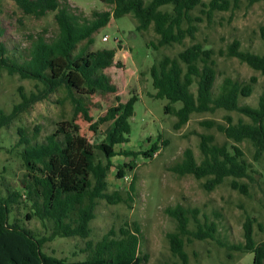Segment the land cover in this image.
I'll return each mask as SVG.
<instances>
[{
	"label": "trees",
	"instance_id": "obj_1",
	"mask_svg": "<svg viewBox=\"0 0 264 264\" xmlns=\"http://www.w3.org/2000/svg\"><path fill=\"white\" fill-rule=\"evenodd\" d=\"M15 1L27 14L40 17L54 11L59 32L50 40L43 34L32 39L27 50L29 53L21 54L23 57L19 59L9 54L1 39L4 30L0 28V78L5 70L11 75L37 80V86H42L30 95L20 88L22 102L15 105L11 115L0 110V126L8 123L19 109L42 101L59 90L64 92L62 100L72 103L73 114L57 122V128L45 142L31 144L22 133L19 142L26 145L22 157L28 171L27 178L23 192L8 188L7 197L0 198V264H143L148 259L146 255H140L141 225L137 221L126 222L119 230L111 228L97 241L90 238L91 223L100 199L116 204L127 203L133 198L134 182L127 194L121 190H108V172L114 166L112 157L118 154L131 157L130 162L118 166V175L124 177L126 169L134 170L133 158L141 153L116 149L117 144L129 141L130 119L135 114L138 100L136 94L127 101L117 95V104L110 106L97 120L90 113L92 96L119 89L106 71L113 65L122 67V62L116 61L117 47H94L97 32L112 18L132 14L138 21V31L153 26L158 34V41L149 43L155 56V62L148 69L155 89L151 95L170 101L165 109L177 116L176 128L187 124L194 112H215L221 108L237 111L249 121L240 118L234 122L228 115L226 123L214 119L203 123L217 127L234 142L251 141L255 147L254 160L264 158V92L256 106L241 102L242 97H249L254 92L258 82L256 75L245 82L225 77L216 90L217 60L213 47L194 42L176 54L158 55L161 47L182 44L187 37L195 39L199 22L203 21V17L194 13L196 9L211 18L217 11L230 9L239 0H102L110 9L94 10L91 17L75 13L66 0ZM255 1L260 0H251ZM260 36L264 44V24L260 27ZM221 54L237 57L264 74V51L245 50L239 39L231 42L225 51L221 50ZM194 84L197 85L196 92L192 89ZM175 102H182V106L175 109ZM79 115L91 123V129L114 122L110 140L98 144L106 155V162L98 160L93 150L79 148L80 127L76 122ZM200 136L202 161L198 162L194 150L188 147L183 159L170 169L180 175L207 178L204 185L209 190L231 178L233 189L248 194L249 182L240 179L254 180L253 164L245 157L244 149L236 144L232 149L226 143L218 144L211 133ZM158 140L149 150L143 151L146 156L153 157L161 145L168 143L167 140ZM23 200L30 207L25 220L18 217L12 220V207ZM165 210L177 223L176 229L167 234L170 249L179 259L175 264H190L187 244L195 239H216L218 224L202 221L198 210L180 204L168 206ZM33 218L40 220L48 233L41 234L25 224ZM259 226L263 229L261 224ZM75 236L85 240L82 252H86V258L83 260L69 261L44 250L48 241ZM244 236V242L233 244L231 248L252 252V264H264V240H256L254 218L250 216L244 222Z\"/></svg>",
	"mask_w": 264,
	"mask_h": 264
},
{
	"label": "rangeland",
	"instance_id": "obj_2",
	"mask_svg": "<svg viewBox=\"0 0 264 264\" xmlns=\"http://www.w3.org/2000/svg\"><path fill=\"white\" fill-rule=\"evenodd\" d=\"M66 2L75 13L86 17H91L94 10L110 9L102 0ZM194 13L203 17V21L199 22L195 39L187 37L182 44L161 47L158 55L176 54L194 42H202L213 47L217 60L216 90L225 77L245 82L256 75L258 82L255 84L254 92L249 97L241 98L242 103L256 106L259 96L264 92V74L237 57L221 54V50L225 51L231 42L239 39L245 50L258 53L264 51L260 36V27L264 24V0L255 2L239 0L230 9L217 11L211 18L200 9H196ZM137 23L132 14L112 18L96 34L95 48L117 47L118 60L121 58L124 60L122 53H130V56L125 66L113 65L107 68L106 71L119 89L117 92L92 96L90 113L97 120L110 106L117 104V95L122 101H127L136 94L138 100L135 103V114L130 119L129 141L117 144L116 149L135 150L141 153L133 158L134 170L126 169L124 177L118 175V166L130 162L131 157L121 154L112 157L114 166L108 172V190H121L123 194H127L134 182L135 189L131 190L133 198L127 203L116 204L100 199L96 217L91 223L90 238L97 241L111 228L119 230L126 222L137 221L141 225L140 255H146L148 258L143 264L164 262L175 264L179 259L170 249L167 234L176 229L177 223L165 209L180 204L198 210V217L202 221H214L218 224L216 239H195L187 244L190 264H252L254 260L252 252L237 250L231 248V245L245 241L244 222L248 216L254 218L256 240L258 242L264 240V158L254 160L255 147L251 141L234 142L217 127H209L203 123L204 120L210 119L226 123L228 115L232 116L234 122L240 118L249 121V118L237 111L221 108L215 112H194L187 124L176 128L177 116L174 113H167L165 109L170 101L151 95L155 89L148 69L155 62V56L149 43L157 42L158 34L153 26L145 31H138ZM0 28L4 30L1 39L6 44L9 54L19 59L23 57L21 54L29 53L27 50L32 39L43 34L50 40L59 32L54 11L40 17L27 14L15 0H0ZM105 35H109V41H104ZM37 83V80L22 78L19 74L11 75L4 70L0 78V110L7 115L13 114L15 105L23 100L20 88L26 95H30L33 91L37 92L39 87L42 88L41 85L38 87ZM192 89L196 92L197 85L194 84ZM63 95V90H59L42 101L19 109L8 123L0 126V198L7 197L8 188L21 192L24 190L23 183L28 171L22 157L26 145L19 142L23 137L22 133L31 144L45 142L47 136L57 128V122L72 116L73 105L70 100H62ZM173 106L179 109L182 102H175ZM76 122L80 127L79 148L93 150L98 160L106 162V155L98 144L110 140L114 122H106L97 129H91V123L82 115L76 118ZM202 133L213 134L216 143H226L230 149L233 144L244 149L245 157L253 164L254 180L240 179L249 182L248 194L233 189L230 186L231 178L209 190L204 185L207 178H197L193 174L180 175L170 169L183 159L184 151L188 147L194 150L198 162L202 161L203 154L200 148ZM159 136L161 137L159 140H167L168 143L161 145L153 157L146 156L143 151L149 150ZM24 200L12 207L10 215L12 220L16 217L25 220L30 207ZM25 224L39 230L41 234L48 233L37 218L26 221ZM191 226L193 227V224ZM84 247L85 240L81 237H57L48 241L44 250L74 261L86 258V252H82Z\"/></svg>",
	"mask_w": 264,
	"mask_h": 264
},
{
	"label": "crops",
	"instance_id": "obj_3",
	"mask_svg": "<svg viewBox=\"0 0 264 264\" xmlns=\"http://www.w3.org/2000/svg\"><path fill=\"white\" fill-rule=\"evenodd\" d=\"M129 56H130V53H122V57H123L124 60H122V58H121V60H118L117 58L119 57V51H117V53H116V61H121L122 62V66H125L126 65V60H128Z\"/></svg>",
	"mask_w": 264,
	"mask_h": 264
},
{
	"label": "built area",
	"instance_id": "obj_4",
	"mask_svg": "<svg viewBox=\"0 0 264 264\" xmlns=\"http://www.w3.org/2000/svg\"><path fill=\"white\" fill-rule=\"evenodd\" d=\"M109 39H110L109 35L104 36V41H109Z\"/></svg>",
	"mask_w": 264,
	"mask_h": 264
}]
</instances>
